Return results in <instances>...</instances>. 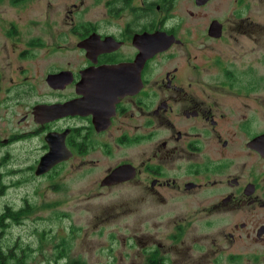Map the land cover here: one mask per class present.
<instances>
[{"label": "flooded vegetation", "instance_id": "obj_1", "mask_svg": "<svg viewBox=\"0 0 264 264\" xmlns=\"http://www.w3.org/2000/svg\"><path fill=\"white\" fill-rule=\"evenodd\" d=\"M3 1L21 11L36 0ZM258 4L46 0L38 22L0 16V192L44 178L42 190L60 192L58 176L102 170L97 194L139 189L133 201L144 208L125 211L147 227L145 264H190L194 218L207 227L231 219L219 236L234 249L210 251L218 256L237 261L244 243L264 244ZM47 154L54 163L36 173ZM17 198L32 208L27 195ZM163 219L171 224L160 240L151 232ZM190 244L204 247L197 237Z\"/></svg>", "mask_w": 264, "mask_h": 264}, {"label": "rangeland", "instance_id": "obj_2", "mask_svg": "<svg viewBox=\"0 0 264 264\" xmlns=\"http://www.w3.org/2000/svg\"><path fill=\"white\" fill-rule=\"evenodd\" d=\"M57 1L53 0V2ZM43 3H46V0H36L29 8L20 11L9 7L6 1H3L0 3V16L13 19L16 18V14L21 12L20 15L25 22H38V19L44 18L42 10L39 9ZM258 8L259 17L257 19L262 27V31L259 30V46L261 48L259 51L261 52L264 50L262 48L264 47V35L262 34L264 30V0H259ZM49 29L50 36L54 40L58 28L50 27ZM38 30V25H35V28L33 26L35 34L38 33ZM41 33L45 36L44 30ZM4 44L5 39L0 35V47ZM67 47H71V44L68 43ZM39 55L42 53L40 52ZM102 174V170H97L85 175L80 174L78 177L76 174L72 176V172H66L62 177L58 176L61 187L57 189L61 190L60 192L54 189L47 191L41 189L42 187L48 188L47 178L39 181L37 187L30 184L27 190L5 186L0 192V212L6 206L12 207L14 211L20 209V206L16 207L17 205H24L25 208L21 207L22 215L19 217V222H12L8 229L0 235V241L4 244L18 241L33 249L28 256L27 264H47L59 254V250H63L67 258L80 259L86 264H145L141 243L144 235L141 233L147 232V227L139 217V212L131 215L125 211L127 206L144 208V205L138 203L136 205L133 201V197L139 189L118 187L97 194V191L100 190L97 180ZM8 182L11 183L9 180ZM124 190L129 192H124ZM122 192L124 193L120 194ZM18 194L27 195V201L33 203L32 208H27L25 203L17 198ZM126 197H131L128 203L125 200ZM188 201L190 202V200ZM180 206L183 207V205ZM112 213L117 214L112 216ZM261 213L262 210H259V215ZM148 214L144 213L143 215ZM180 214L179 212V216ZM192 221L194 222L193 226L191 229L188 226L189 229L186 231L190 234L189 238H186V245H190V264H264V244L244 243L241 250L247 253L237 261L230 259L226 253L218 256L216 253L210 252L218 250V248L225 249V252L234 249V245H230L224 236H219L221 235L220 228L225 231L229 229L231 219L226 223L217 219L218 222H215L216 224L211 227L201 224L202 220L197 218ZM170 224L171 219L161 220L160 228L152 230L151 234L160 240L169 238L166 234ZM149 227L151 228L150 225ZM193 237L199 238V241L204 245L203 249L194 248L190 244ZM212 238H220L218 247L212 243ZM187 255L186 252L184 256ZM202 260L205 262L203 263ZM178 261L176 264H183L182 261Z\"/></svg>", "mask_w": 264, "mask_h": 264}, {"label": "trees", "instance_id": "obj_3", "mask_svg": "<svg viewBox=\"0 0 264 264\" xmlns=\"http://www.w3.org/2000/svg\"><path fill=\"white\" fill-rule=\"evenodd\" d=\"M21 212L22 210L14 211L12 207L8 206L0 212V235L8 229L12 222H19V217L22 215ZM32 250L28 245L18 241H12V243L8 244L0 241V264H27L28 256ZM58 253L47 264H86L80 259L67 258L63 250H59Z\"/></svg>", "mask_w": 264, "mask_h": 264}, {"label": "water", "instance_id": "obj_4", "mask_svg": "<svg viewBox=\"0 0 264 264\" xmlns=\"http://www.w3.org/2000/svg\"><path fill=\"white\" fill-rule=\"evenodd\" d=\"M50 157H54V155L47 154V155L43 156V158L41 159V161H40V163H39V165L35 171L36 173L44 172L54 163V161L47 162Z\"/></svg>", "mask_w": 264, "mask_h": 264}]
</instances>
